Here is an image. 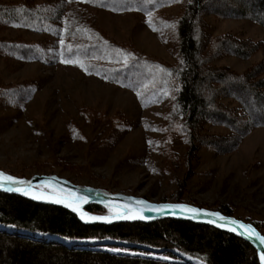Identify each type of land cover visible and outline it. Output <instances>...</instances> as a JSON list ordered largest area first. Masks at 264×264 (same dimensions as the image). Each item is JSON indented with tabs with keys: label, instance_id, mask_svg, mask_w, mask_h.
Masks as SVG:
<instances>
[{
	"label": "trees",
	"instance_id": "16d2710c",
	"mask_svg": "<svg viewBox=\"0 0 264 264\" xmlns=\"http://www.w3.org/2000/svg\"><path fill=\"white\" fill-rule=\"evenodd\" d=\"M79 2L146 15L183 3L176 19L149 23L167 37L175 35L178 61L167 63L110 40L84 9H78L68 22V5ZM208 14L251 19L264 28V0H0V32L17 26L49 32L55 38L54 48L47 50L39 44L0 36V53L25 62H43L48 56L79 60L89 73L134 92L142 108L167 101L166 121L155 128L165 137H183L191 163L200 146L217 154L229 153L252 130L264 127V59L242 73L213 63L225 55L247 59L261 41L232 33L212 35L205 20ZM34 89L31 83L0 84V100L21 105L32 98ZM212 125L223 126L229 133H211L208 126ZM181 184L185 191V178ZM182 195L173 201L195 204ZM208 208L235 216L227 203ZM102 209L98 204L87 206L92 212ZM242 219L264 234V222ZM119 248L139 253L113 251ZM185 257L204 264H261L250 242L210 225L174 218L85 224L63 206L0 191V264H192Z\"/></svg>",
	"mask_w": 264,
	"mask_h": 264
},
{
	"label": "rangeland",
	"instance_id": "374dc122",
	"mask_svg": "<svg viewBox=\"0 0 264 264\" xmlns=\"http://www.w3.org/2000/svg\"><path fill=\"white\" fill-rule=\"evenodd\" d=\"M183 8V3H176L146 15L79 2L68 5L65 20L70 22V16L84 9L110 40L175 63L179 59L177 38L153 30L149 23L176 19ZM205 20L214 36L232 33L261 41L249 58L225 55L217 58L215 65L242 73L264 59V28L256 21L210 14ZM0 36L39 44L47 50H52L55 42L49 32L17 26L6 27ZM20 83H31L35 89L32 98L21 105L0 100L1 169L24 177L57 174L75 184L154 202H175L177 195L183 194L195 205L208 208L227 203L236 217L264 222V127L252 130L229 153L217 154L200 146L198 157L190 163L183 137H165L155 128L166 121L167 101L142 108L134 92L89 73L79 60L48 56L43 62H25L0 53V84L11 87ZM208 130L229 133L223 126H208ZM184 178L185 191L181 187ZM110 210L103 206L99 213ZM113 251L139 253L123 248ZM185 258L192 264H204Z\"/></svg>",
	"mask_w": 264,
	"mask_h": 264
},
{
	"label": "water",
	"instance_id": "95a60500",
	"mask_svg": "<svg viewBox=\"0 0 264 264\" xmlns=\"http://www.w3.org/2000/svg\"><path fill=\"white\" fill-rule=\"evenodd\" d=\"M0 191L9 194H17L38 203L63 206L74 212L85 224H111L114 222H153L160 219L174 218L206 224L220 230L235 234L250 242L257 250L261 264V255L264 254V234L252 223L234 215H227L223 212L187 202H154L145 197L129 195L121 192H112L105 188H96L83 184H75L72 181L57 174H35L31 177L17 176L0 168ZM11 176L21 183L12 184L5 177ZM40 186L51 187L46 190ZM14 188L16 190H8ZM27 192V194H25ZM39 197V198H35ZM60 201V202H55ZM143 201L144 203H139ZM90 204H98L109 207L107 213L92 212L87 210ZM169 205H183L185 208H167ZM149 206L164 211L149 210ZM199 209V213L189 212L188 209ZM143 215L146 219H121L123 215ZM94 217L105 219L96 220ZM223 217L224 219H220ZM232 221H236L235 224ZM244 225L246 227H241ZM250 226V228H249ZM235 229V231L231 230ZM250 231V235H249Z\"/></svg>",
	"mask_w": 264,
	"mask_h": 264
},
{
	"label": "snow or ice",
	"instance_id": "6c2138e0",
	"mask_svg": "<svg viewBox=\"0 0 264 264\" xmlns=\"http://www.w3.org/2000/svg\"><path fill=\"white\" fill-rule=\"evenodd\" d=\"M61 43H63L62 41H61ZM62 62H64V61H62ZM0 176H3V174L2 173H0ZM5 179L7 180V181H9V182H11L12 184H18V183H21V182H19V181H16L13 177H11V176H8V177H5ZM8 190H16V189H14V188H9ZM25 194H27V192H25ZM35 198H39V197H35ZM55 202H60V201H55ZM139 203H141V204H143L144 202L143 201H140ZM165 207H167V208H180V209H184L185 208V206H183V205H169V206H165ZM149 210H152V211H156V210H159V211H164L165 210V208H159V209H156V208H153V207H151V206H149ZM188 211L189 212H192V213H199L200 212V210L199 209H195V208H191V209H188ZM119 218H121V219H137V218H139V219H146V217L145 216H143V215H127V214H125V215H123V216H120ZM93 219H96V220H100V219H105V218H102V217H94ZM220 219H224L223 217H220ZM232 223L233 224H235L236 223V221H232ZM241 227H246V226H244V225H241ZM249 228H250V226H249ZM231 230H233V231H235V229H231ZM249 235H250V231H249ZM261 240H262V242H264V238H261ZM261 260H264V254H262L261 255Z\"/></svg>",
	"mask_w": 264,
	"mask_h": 264
}]
</instances>
